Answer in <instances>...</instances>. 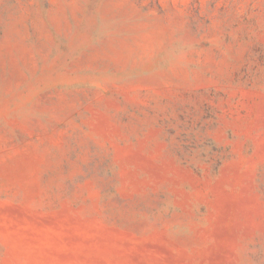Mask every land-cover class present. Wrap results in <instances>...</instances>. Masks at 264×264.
<instances>
[{
  "label": "rangeland",
  "instance_id": "obj_1",
  "mask_svg": "<svg viewBox=\"0 0 264 264\" xmlns=\"http://www.w3.org/2000/svg\"><path fill=\"white\" fill-rule=\"evenodd\" d=\"M0 264H264V0H0Z\"/></svg>",
  "mask_w": 264,
  "mask_h": 264
}]
</instances>
